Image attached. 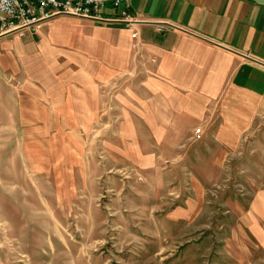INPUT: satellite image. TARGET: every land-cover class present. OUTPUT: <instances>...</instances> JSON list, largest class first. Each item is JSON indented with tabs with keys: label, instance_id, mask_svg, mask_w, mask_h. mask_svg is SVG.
Here are the masks:
<instances>
[{
	"label": "rangeland",
	"instance_id": "374dc122",
	"mask_svg": "<svg viewBox=\"0 0 264 264\" xmlns=\"http://www.w3.org/2000/svg\"><path fill=\"white\" fill-rule=\"evenodd\" d=\"M8 40L0 264H264V115L255 103L144 116L123 114L113 97L101 110L86 61Z\"/></svg>",
	"mask_w": 264,
	"mask_h": 264
},
{
	"label": "crops",
	"instance_id": "0c3cea01",
	"mask_svg": "<svg viewBox=\"0 0 264 264\" xmlns=\"http://www.w3.org/2000/svg\"><path fill=\"white\" fill-rule=\"evenodd\" d=\"M123 9L142 21L138 49L122 23L70 16L3 46L60 57L69 51L76 66L86 61L87 89L101 110L115 98L123 114L131 108L134 115H152L159 106L174 117L206 115L225 100H243L264 115V0H132ZM122 10L109 5L106 14Z\"/></svg>",
	"mask_w": 264,
	"mask_h": 264
},
{
	"label": "built area",
	"instance_id": "2783aa9c",
	"mask_svg": "<svg viewBox=\"0 0 264 264\" xmlns=\"http://www.w3.org/2000/svg\"><path fill=\"white\" fill-rule=\"evenodd\" d=\"M132 0H0V40L24 38L29 30L39 29L57 16H70L97 23H122L130 32L132 48L141 39L138 25L142 21L125 8ZM122 10L116 17L106 14L108 6ZM200 133V130H197Z\"/></svg>",
	"mask_w": 264,
	"mask_h": 264
}]
</instances>
